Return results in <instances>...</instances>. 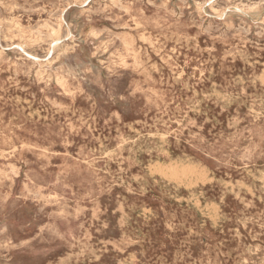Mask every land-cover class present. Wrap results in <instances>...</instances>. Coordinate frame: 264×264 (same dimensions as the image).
Listing matches in <instances>:
<instances>
[{
    "label": "rangeland",
    "instance_id": "374dc122",
    "mask_svg": "<svg viewBox=\"0 0 264 264\" xmlns=\"http://www.w3.org/2000/svg\"><path fill=\"white\" fill-rule=\"evenodd\" d=\"M0 264H264V0H0Z\"/></svg>",
    "mask_w": 264,
    "mask_h": 264
},
{
    "label": "bare ground",
    "instance_id": "6f19581e",
    "mask_svg": "<svg viewBox=\"0 0 264 264\" xmlns=\"http://www.w3.org/2000/svg\"><path fill=\"white\" fill-rule=\"evenodd\" d=\"M75 49V48H74Z\"/></svg>",
    "mask_w": 264,
    "mask_h": 264
}]
</instances>
